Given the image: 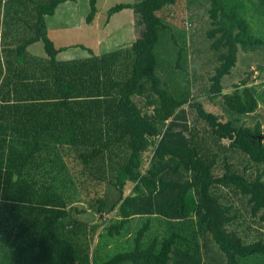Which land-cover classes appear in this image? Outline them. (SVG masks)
<instances>
[{
    "label": "trees",
    "instance_id": "obj_1",
    "mask_svg": "<svg viewBox=\"0 0 264 264\" xmlns=\"http://www.w3.org/2000/svg\"><path fill=\"white\" fill-rule=\"evenodd\" d=\"M65 1L0 0L5 24L0 26V264H87L78 242L81 231L66 229L77 221L71 214L72 195L58 188L57 180L68 170L86 183L84 188L101 193L98 184L108 182L117 191L111 202L102 195L86 199L94 213H114L116 221L106 227L109 236L125 231L133 217L144 218L132 249L102 264L263 259L264 234L249 240L241 231L243 214L264 222L261 124L222 121L200 101H190L187 90L168 87L157 73L156 47L166 36L159 12L177 0L110 7L108 16L125 8L134 11L135 24L142 26L135 39L113 51L97 55L89 50V56L59 60L62 49L49 38L45 16ZM209 1L205 35L218 62L209 77L210 98L221 96L225 108L237 115L253 113L261 94L245 79L224 93L221 80L235 65L239 47L256 49L264 42L251 35L248 20L264 0ZM88 3L90 22L98 9L96 0ZM38 41L45 56L27 51ZM180 56L179 50L177 67ZM134 96L144 98L151 110L143 111ZM184 104L195 109L206 131L192 128L187 136L174 129L169 120ZM151 138L158 139L141 171ZM236 154L246 159L242 169L232 161ZM219 163L221 173L216 172ZM251 166L257 168L253 177ZM128 182L132 188L125 195ZM157 216L168 226L148 242L150 220ZM179 246L183 255L172 262Z\"/></svg>",
    "mask_w": 264,
    "mask_h": 264
},
{
    "label": "rangeland",
    "instance_id": "obj_2",
    "mask_svg": "<svg viewBox=\"0 0 264 264\" xmlns=\"http://www.w3.org/2000/svg\"><path fill=\"white\" fill-rule=\"evenodd\" d=\"M136 1L139 0H96L98 12L93 20L90 21L92 23H90L86 21V16L89 12L88 0H78L77 13L81 15L84 23L86 21L92 24V28L80 29L75 32L73 39L78 38V40L86 42L89 47H85L91 51L94 50L96 53L109 52L120 48V42L126 38L123 30L127 29L128 36L133 34L137 36V31L142 26L135 24L137 17L134 16V11L131 8L122 9L110 16H108L107 10L119 3H133ZM209 2V0H177L174 5H168L159 12L166 25V36L163 37L164 39L161 37L156 47L160 56V65L157 73L168 87L178 86L182 91L187 90L191 95L190 101H200L207 111L215 113L220 120H232L236 125L246 126H253L256 122H259L264 131V5L257 7V11L252 10V14L248 18L251 25V35L263 40V43L258 44L259 46H256V49L239 47L235 65L221 80L224 93L231 92L235 84H239L241 80L245 79L247 85L253 86L257 94H261L259 105L255 112L237 115L225 108L222 104L221 96L211 99L208 92L209 77L213 74L215 65L218 64L213 51L207 48L209 47V40L205 35L209 22L207 16ZM27 3L31 7V3L29 1ZM257 4L258 2L256 1V6ZM250 5L251 3H248L247 6ZM4 25L3 9L1 7L0 26L4 27ZM11 26L12 24H10V28H12ZM101 35L104 40L108 41V47L102 43V40L99 41L102 38ZM114 35H118V37L116 38ZM9 39L11 38L9 37ZM38 45L44 53L42 42L39 41ZM179 50L181 53L179 58L180 67H177V52ZM134 100L143 111L151 110L145 107L144 98L134 96ZM169 121H172L176 131H182L187 136L192 128L201 133L207 129L206 123L196 116L195 109L188 104L182 105L177 110L175 117ZM169 121H166L164 128ZM156 139L158 138H151L148 148L143 153L141 171H144L148 165ZM223 141L225 143L228 142L226 139ZM232 161L239 169H242V166L246 163V159H243L240 154L234 155ZM261 168L262 166L259 167V170ZM256 169L255 166L249 168L252 177L255 175ZM222 170V163H219L216 172L221 173ZM72 173L70 170L62 172V176L59 177L57 182L58 188L64 192V195H72L71 214L77 221L74 223L72 220V223L67 225L66 229H71L73 232L77 231L78 235L81 231L82 234L80 236L82 238L78 242L86 250L87 264H102L103 261H106L114 254L132 249L133 237L144 218L133 217L126 226L125 231L118 235L109 236L106 227L109 223L116 221L114 213L104 212L102 215L96 214L88 207L86 199L87 197L102 195L103 198L111 202L117 197V191L108 182H100L96 190L101 193H96L93 188H84L86 183L81 184L79 180L74 178ZM131 188L132 183H126L124 194L130 193ZM84 192H87V196ZM243 217L241 231L243 233L247 232L249 240L257 238L260 233L264 234V222H259L256 217L253 218L245 214H243ZM163 220L159 216L150 220V228L145 236L148 242L151 241L154 235L160 237L165 234L164 229L168 225ZM184 230L183 232L185 233ZM144 240L142 246L147 245ZM182 250L183 248L180 246L176 248L172 256V262L179 260V257L183 255ZM247 261L250 262L245 264H264V258H253L252 260L251 257ZM124 264L135 263L127 262Z\"/></svg>",
    "mask_w": 264,
    "mask_h": 264
},
{
    "label": "crops",
    "instance_id": "obj_3",
    "mask_svg": "<svg viewBox=\"0 0 264 264\" xmlns=\"http://www.w3.org/2000/svg\"><path fill=\"white\" fill-rule=\"evenodd\" d=\"M78 7V0H68L58 4L52 15L45 16V23L49 38L53 41L55 47L62 49L56 56L59 60H67L90 55L89 49L86 48L89 47L86 42L78 40V38L73 39V37H75V32L80 29L92 28V24H90L92 22L87 23L85 21L84 23L81 15L77 13ZM123 31L125 32L124 35L126 37V41L123 40L124 42H120L121 47L129 45L136 37L134 34L132 36H128L127 29ZM114 36H116V38L118 37V35ZM102 38L99 41L102 40V43L107 46L108 41ZM38 44L39 41L29 45L27 47L28 53L31 55L45 56V52H42V49ZM94 53L97 55L102 54V52Z\"/></svg>",
    "mask_w": 264,
    "mask_h": 264
}]
</instances>
